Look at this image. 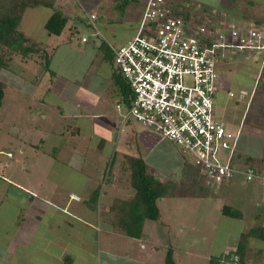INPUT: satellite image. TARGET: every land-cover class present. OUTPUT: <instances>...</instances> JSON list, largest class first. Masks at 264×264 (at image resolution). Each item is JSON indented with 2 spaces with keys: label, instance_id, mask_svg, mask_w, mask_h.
Listing matches in <instances>:
<instances>
[{
  "label": "rangeland",
  "instance_id": "rangeland-1",
  "mask_svg": "<svg viewBox=\"0 0 264 264\" xmlns=\"http://www.w3.org/2000/svg\"><path fill=\"white\" fill-rule=\"evenodd\" d=\"M123 0H55V6L53 8L45 6H37L27 8L23 15L22 21L19 25L21 31L30 38L31 42H35L40 45V53H33L27 57L22 56L17 52L10 51L8 48H2V57L7 62L6 68L0 69V80L5 85V100L0 105V229L1 233L17 227L18 224H23L28 219L29 210H25V201L28 192L24 187L19 186L22 184L30 188H37L32 184H36L39 176V172L35 171L31 165L44 164V161H49L55 164L58 158L59 161H74L67 163L70 165L67 169L63 170V165L56 163L55 166L50 169V176L58 175L62 173V177L58 178V181L65 187L66 195L69 194L70 188L75 189L70 181L76 184L81 189L85 186V189L90 192L98 187L97 182L100 181V177L105 176V169L107 168L108 156L114 150V146H110L108 140L112 136H115L118 124H120V112L116 108V95H111V92H115L116 83L114 82L113 73L110 75L109 61L103 60L101 57V51L98 56L90 55L89 53H82L84 60H79V50L86 51L87 43L82 41L83 36H87L90 40L99 42L100 40L110 44L126 43L134 34L138 28V21L141 17L142 11L147 0H134L125 8L124 13L120 12L118 5ZM168 3H172L175 7L189 6L191 21L201 24L202 19H213L218 22L232 23L240 22L239 25L259 26L264 31V0H167ZM54 9L61 10L64 14L69 16V21L66 28L61 35L48 34L44 24L53 12ZM95 13L97 15V28L99 35L93 36L92 33L96 31V28L89 25V16ZM87 22V23H86ZM203 23V22H202ZM74 30V35L71 32ZM91 35L93 37H91ZM72 37V40L69 38ZM49 42L47 44L46 42ZM61 43L60 47L59 44ZM78 44H82V47L78 50ZM54 45V46H52ZM57 45L60 48L58 53L65 52L67 59L60 60L57 54L52 59L55 60L54 64H50V70L59 69L64 76L57 73V77L52 81L44 78L45 67H43V61L49 57V52H55ZM48 47V49H47ZM261 52L260 55L251 56L249 59L243 57H237L236 59L229 60L224 64L220 75L222 80L220 81L219 89L216 95V106L218 110L219 118L227 123L228 128L231 130H237L241 123L243 131V145L245 148L252 150L255 155L253 156V164L260 169L262 162L264 161V87L260 93L262 97H259V93L252 99L250 106L248 107V99L244 101H238L237 97L229 96V91H232L237 95L239 90L245 89L249 92L252 90L255 77L260 76L264 79V56ZM89 57V58H88ZM95 59V60H94ZM85 63V64H84ZM87 67L90 73H100L105 77H109L106 84L99 82L97 78L92 77L90 82L87 83V91L91 88L94 95H103V99H99L96 111H100L107 117V125L104 123V118H96L95 116H89L84 118L81 126L82 131L80 137L74 135L75 123L80 125L79 120L74 117L61 119L60 110L56 105L59 98V93L62 91L66 93L69 91V85H65V82H70L71 76H79V80L82 79V70L79 69ZM49 71V70H48ZM52 71H50L51 73ZM69 77V78H68ZM46 88L44 87V85ZM34 85H37V89ZM116 85V86H115ZM27 87H30L34 92L28 93ZM50 88V89H49ZM46 89L50 91L46 92ZM84 87H78L77 97L83 95L85 92ZM71 92V91H69ZM97 93V94H95ZM71 94V93H70ZM45 98L47 103L43 104L44 113L47 116L53 115L54 121L47 123L49 126L56 124L69 123L70 132L63 134V139L66 140L67 145L61 142H57V138L54 137L55 142L52 144L59 150V155L56 158L51 152H42L45 150L41 145H35L39 143V139L43 137V133L40 130L35 129L32 133L33 142L31 140L25 141V134L28 132L27 127H31V123L39 127L37 120L30 119V116L25 115L27 109L28 112H39L37 107L38 99ZM89 99V98H87ZM63 100V99H59ZM32 102V103H30ZM46 102V101H45ZM43 103V101H42ZM31 105V110H29ZM53 105V106H52ZM37 107V109H36ZM248 107V112H246ZM36 109V110H35ZM40 111V112H41ZM58 121V123H57ZM46 122V121H41ZM41 126V125H40ZM131 126L139 131L137 134L130 127L124 126L122 135L119 142L122 139L128 140L130 145L121 144L126 152L132 154H138L137 149L141 150L143 157L149 163L157 178H177L179 177L183 157L180 153L178 145L155 135L146 130L144 126L137 122L131 123ZM36 127V128H38ZM60 125L56 129L59 130ZM108 128V129H107ZM116 129V130H115ZM56 130V131H58ZM55 131V130H54ZM64 131V129H63ZM127 131H131L129 134ZM102 133L105 136L107 142L102 151H97L92 148L88 151L91 142H89L91 136ZM21 135V136H20ZM26 134L27 137H30ZM74 135V136H73ZM20 136V137H19ZM42 136V137H41ZM99 136H95L93 147H100L102 142ZM60 137V136H59ZM112 139H115L112 138ZM52 141V140H51ZM114 141V140H113ZM112 141V142H113ZM24 144V145H23ZM33 144V145H32ZM51 144V145H52ZM139 144V146H138ZM50 149V143L47 145ZM101 146H104L103 144ZM119 146V145H118ZM108 147L109 152H108ZM24 148V153L22 152ZM76 148V149H75ZM38 150L37 152L35 151ZM41 150V152H40ZM82 151L89 152L91 159H87V155L84 156ZM97 153L99 156H97ZM118 153V152H117ZM49 154V155H48ZM246 154V153H245ZM41 163L37 161V158L41 159ZM44 157V158H43ZM122 157V153H119V159ZM87 160L98 162V169L100 168V174L96 176L85 177L80 181L81 177L79 173H75L71 179V173L74 170L83 169L79 168L80 164ZM57 161V162H59ZM192 163V162H191ZM79 166H77V165ZM76 166V168H75ZM93 166V164H92ZM92 166H84L85 169H92ZM66 167V166H65ZM191 177L194 178V182L191 183V188L195 192L188 193L187 186H182L179 195L164 196L156 200L157 207L161 213V218L153 220L154 225H150L145 231L146 237L140 240L127 239V243L120 241L119 236L117 244V254H122L120 264H132L131 262L124 260V253L133 250V246L128 244L149 245L151 241H155L156 244L163 248L162 253H156L153 251L157 258H162L166 255V250L171 247L175 250L177 264H212L210 261L211 255L218 254L221 249V243L224 241V237L228 232H235L240 236L243 230L248 229L250 226L259 227L260 223L254 220L253 215H249L247 212L251 210L250 204L254 202L253 198V184L255 179L246 180L244 175L235 174L233 177L225 181L227 183L236 185L229 191L225 189H219L221 195L226 197L227 200L222 201L220 197L213 193V188H217L216 184L210 183L209 180L198 172V168L193 165L191 168ZM264 169V166H263ZM37 170L47 171V168L39 167ZM264 172V170H262ZM98 172V171H97ZM96 172V173H97ZM171 173V174H170ZM102 175V176H101ZM14 181L16 183H14ZM101 187L106 186V181L101 180ZM39 185V184H37ZM221 185V184H220ZM123 187V191L116 197L132 200L130 198L135 193L129 184ZM219 187V186H218ZM206 189V190H205ZM206 191V193H204ZM89 192V193H90ZM231 193L236 194L231 199ZM240 199L238 201V199ZM210 200V207H205L206 202ZM81 201L79 203H82ZM263 202V201H262ZM261 203V201H259ZM224 204H232L235 208L243 210L247 216L245 218H232L230 216L223 215ZM258 212L264 217V203L261 207L257 205ZM207 212L209 213L207 215ZM19 213V214H18ZM95 218H92L93 223L96 224ZM258 221V220H257ZM92 223V221H90ZM151 222V221H150ZM168 225L172 227V231L168 230ZM150 233V236H148ZM20 236V235H17ZM125 239V238H124ZM250 239V238H249ZM239 237L235 241V246L238 244ZM152 244V243H151ZM233 245V246H234ZM145 247V246H144ZM4 248L0 247V254L4 253ZM3 252V253H1ZM264 255V249L263 253ZM5 255V254H3ZM143 256L140 255V258ZM155 259V257L153 256ZM91 264V259H89ZM229 263V262H227ZM229 264H237L235 262ZM252 264V263H249Z\"/></svg>",
  "mask_w": 264,
  "mask_h": 264
},
{
  "label": "built area",
  "instance_id": "built-area-1",
  "mask_svg": "<svg viewBox=\"0 0 264 264\" xmlns=\"http://www.w3.org/2000/svg\"><path fill=\"white\" fill-rule=\"evenodd\" d=\"M96 20L95 13L89 16L98 35ZM202 22L185 19L167 0H147L132 38L111 45L113 64L132 94L129 104L116 105L120 129L127 126L138 134L131 126L137 122L178 145L210 183L220 185L235 174L255 179L254 168L242 170L232 165L241 123L237 130H231L219 118L216 95L226 62L237 57L249 59L261 52L264 56V31L236 21ZM247 95L245 89L237 95L229 91L238 101Z\"/></svg>",
  "mask_w": 264,
  "mask_h": 264
},
{
  "label": "crops",
  "instance_id": "crops-1",
  "mask_svg": "<svg viewBox=\"0 0 264 264\" xmlns=\"http://www.w3.org/2000/svg\"><path fill=\"white\" fill-rule=\"evenodd\" d=\"M74 30L75 29L73 28L70 32L73 35H74ZM92 35L94 37L95 36L97 37V35H95L94 32L92 33ZM92 35L91 37H93ZM83 38H86V41H84ZM69 40H72V37H70ZM82 41L87 43L86 45L87 49L85 52L82 50H79V48L82 47V44H78V50H79L78 61L81 59L84 60V56L82 55V53H89L92 56L94 55V58L95 56H98V53H100L101 51L99 47L101 45L102 40H100L99 42H96L95 40H90L87 36H83ZM46 43L49 44L48 41ZM60 44L61 43L57 45H59L60 47L61 46ZM108 44L110 47L111 45H113L110 43ZM119 44H123V43H119ZM57 45L55 47H57ZM115 45H118V43ZM59 49L60 48L57 47V49L54 50L55 52L52 53V59L55 57L56 54H57V57H60V60L67 59L68 57L65 56L66 55L65 52H62L61 55L60 53H58V51H60ZM101 57L103 60H106L102 51H101ZM52 59L50 63L51 65L52 63L54 64V61H55V60L52 61ZM110 68H111L110 69V75H111L113 73L112 65H110ZM59 69L60 67L56 70L55 68L50 70V67H49V71L48 70L44 71L45 80L46 79L48 80V77H49L50 81H52L53 80L52 76H55L53 77L55 79L57 77V73H59L61 76H64L62 74V71L59 72ZM87 69H88L87 67H83L82 69H79L77 71L79 72L80 70H82L81 73H83V77L81 80H79V76L78 78L76 76L75 77L71 76V78L68 77L71 81L65 82L64 86L69 85L70 87L69 91L71 92L67 91L66 93H64L61 91L59 93V98L57 100L58 101L57 103H60V104H53V105H56L58 109L60 110V113H59L60 116L58 117L59 118L58 121H60L61 119L70 118V117H74L75 119L79 120L80 125H78V123H75V128H74V132H75L74 135H78L79 137L82 131L85 130V129H82V126H81L82 122L84 121V118L87 119L89 118V116H95L96 118L103 117L104 123L106 125L108 123L106 115H104L100 111L95 112L94 110V109H97L98 101L99 99H103L104 94L94 95L92 93L93 90H91V88L89 90L92 92L87 91V87H88L87 83L90 82V79L92 77H94V78H97L99 82H101L102 84L104 83L106 84V82L109 81L108 80L109 77H105L103 74H100L98 72L95 73V75L90 73V76H89L88 75L89 70L86 72ZM50 71L52 72L50 73ZM34 86L37 89V85H34ZM44 87L46 88L45 85ZM78 87H84L86 91L83 93L82 96L79 95L77 97ZM49 89H46V92L50 91ZM27 91L28 93H30V91L34 92V90L30 87H27ZM45 99L46 97L38 99L37 107L41 105L40 108H38L39 112H37L36 110L37 107L35 109L36 112L33 110L30 112H28L27 109L24 110L26 116L28 117L30 116V119L37 120L39 122L38 124L39 127L37 125L32 126L34 125V123L30 122L31 127L29 128L27 127L28 132L26 133V134L30 133L29 135L30 137H27L25 134L24 143L28 140H31L33 142V139H34L32 136L33 131L35 129L40 130V132L43 133V137L41 136L42 138L39 139V143H35V142L33 143L35 145L37 144L38 146L41 145L42 147H44L45 150H43L42 152L46 153L50 151L49 154L52 152L53 156L56 158V156L59 155V150L56 146H54V144H52L53 141L55 142L54 137L58 139L56 143L61 142L64 144L65 142V144L67 145L66 140L63 139L62 135L65 134V132L67 133L70 132V129L72 128L68 126L69 125L68 122H66L65 124H60L57 121L58 124H56V128L58 125L61 126L59 127V130L54 128V126H49L47 124V123H52V121H54V118H53V115L47 116V114L44 113V111H41L43 109V104L48 102ZM59 99H63V100H59ZM30 106L31 105H29V108H30L29 110H31ZM41 121H46V122H41ZM116 127H117V130L115 129L116 130L115 136H112L110 140H108V142L110 143V146L112 144H113L112 147L114 146V150L112 151L111 154H109L108 158H110V156L114 153L117 154V161L115 163L116 167L114 170V174L116 177H118L120 174L119 168L117 167L119 160H120L118 158L119 153L126 152L125 151L126 149L121 148L122 147L121 144H125L128 146L131 143L128 142V140L124 138L122 139L121 142H119L123 129L122 130L120 129L119 124ZM130 132L131 131H127L128 134ZM99 134H101L100 138L102 140V142L100 143V147L98 146L93 147L92 146L93 145L92 142L94 141L93 139H95V136H99ZM99 134L97 135L94 134V136H91L89 140V142L91 143L90 145L88 144L89 146L88 151L92 148H95L97 151L101 152L102 149L106 146L105 143L107 142V140L105 139V136H102L101 132ZM242 136H240L238 152L244 153V154L249 153V154L255 155V153L252 150L245 148V146L242 144L243 143ZM114 137L115 139H112ZM48 143H50V146H49L50 149L47 148ZM102 144L104 146H101ZM109 148L111 147H108V152H109ZM35 151L37 152L38 150L35 149ZM22 152L24 153V148ZM137 152H141V150L137 149ZM82 154L84 156L87 155L88 160L91 159V155L89 152L82 151ZM97 156H99L98 153H97ZM56 159L57 160L55 161V164L56 163L62 164L63 170L70 167V165L67 166V163L65 162H68V163L74 162V161H65V162L59 161V159H62V158H58V156ZM41 160H42V157L41 159L37 158V161L39 163H41ZM43 162L45 163L36 165V168H35V165L33 164L31 165V167H33L35 171L39 172V176L37 177V179H40V180H38L36 184H32L33 186H37L38 189L33 188V187L30 188L28 186L19 184V186L24 187L27 190L26 192H28L27 197L23 199L26 202L24 205L25 210L30 211L27 217L28 219L26 220L25 218L24 219L25 222L23 224L20 223L18 224L17 227H12V229H8L7 231L3 233H1V229H0V247L5 249L4 253L1 252L5 255L0 254V264H62L64 258L66 257H70L74 264H87V262L88 263L90 262L88 261L89 259H91V264H120L119 261L122 259L123 255L117 254L118 252L117 244H119L118 243L119 236L123 238L122 240L121 239L119 240L120 241L125 240L126 243L128 242L126 240L131 237H127L119 233L113 227V225L110 222V218H109V215L107 214V211H108V207L110 203L113 201L116 195L120 194V192L123 191L122 186L126 185L125 181H121L119 178H117L111 184L106 185L103 188V192L101 190L97 210L95 211V210H91L87 206V203H86V201L89 199L90 194L92 193L94 189L90 192V190L85 189V186L81 189L80 187L76 186L75 183L70 181L73 185H75V189L71 187L70 188L71 192H69V194L66 195L65 187L64 186L62 187L61 186L62 184L58 181V178L62 177L63 172H59V174L56 176L55 175L50 176V169L51 167L55 166V164L52 162H49L48 160L47 161L43 160ZM98 165L100 164L96 161H92L91 163L87 160H84L80 164V166L77 165L79 166V168L83 170L82 171L74 170V172L71 173L70 178L72 179L75 173L80 174V177H81L80 181L83 180V178L85 177L91 178L95 174L96 176H98L100 174L99 173L100 168L98 169ZM44 166L45 168H47V171L37 170L39 167L42 168ZM84 166H87V167L92 166V169H85ZM182 166H183V162H182ZM263 166H264V161L262 162V165L260 169L258 170L259 177L255 178L256 181L253 184V198L252 199L254 200V202L249 205L251 210L247 212L248 214L250 213L249 215L251 216L253 215L254 220H256L257 223H260V225H257L260 227H264V217L261 214V212H258L257 205L261 207L262 204L264 203V172L262 171L264 170ZM151 172L156 174L153 170ZM179 177H180V174H179ZM100 178H101L100 179L101 181V180H104L105 177H100ZM100 181H98L97 184L100 183ZM14 183L16 182L14 181ZM224 184L225 183H222L221 185L216 184L217 188H213L211 190H213V193L214 194L216 193L218 197L222 198L221 199L222 201L226 202L227 198L221 195V191L218 190V188L229 191L230 189L237 187V186L234 184L232 185V182L227 183L226 187ZM204 193H206V191ZM231 194H232L231 199L236 196V194L234 193H231ZM238 198L239 197H237L236 199ZM239 200L240 199H238V201ZM81 201H84V202L79 203ZM259 201H261V203H259ZM224 205H229V206L234 207L232 204H224ZM207 206L210 207V200L206 202L205 207ZM240 211L243 213L242 218H245V216H247L245 212L243 210H240ZM208 214L209 213L207 212V215ZM223 215L229 216V215H226L225 213H223ZM94 217H96L95 218L96 224H94L93 223L94 221L92 220V218ZM232 218H235V217H232ZM90 221H92V223ZM150 225H154L153 220L147 219L144 224V228H143L144 230H143L142 237L131 238V239L140 240L143 237H146L145 231L147 230V227L149 228ZM252 227H255V226H250L248 229L243 230L241 233L248 231ZM168 230L172 231V227H170L169 225H168ZM17 235H20V236H17ZM149 236H150V233H148L147 237ZM237 236L240 238L239 235ZM238 237H236L235 232H231V233L228 232L226 236L224 237V241L221 243V249L218 252V254H213L211 255V257L216 256V255L217 256L224 255V254H227L229 251L236 250L238 244L236 246L234 244H235V241L238 239ZM249 238L247 241V249L245 251V256H244L246 264H249V263L264 264V255L262 254L263 249H264V239L253 237V236ZM128 245L133 246V250H130L124 253L125 261L131 262L132 264H164L165 256L160 259V258H157L156 257L157 255H154L153 253V251H155L156 253H160V252L162 253V250H163V248H160V245L156 244L154 240L151 241L149 245H144V244L139 245V243L134 244V242L133 244H128ZM140 255L143 257L140 258ZM153 256L155 257V259L153 258ZM174 256L176 259L175 251H174ZM176 264H177V261H176Z\"/></svg>",
  "mask_w": 264,
  "mask_h": 264
},
{
  "label": "trees",
  "instance_id": "trees-1",
  "mask_svg": "<svg viewBox=\"0 0 264 264\" xmlns=\"http://www.w3.org/2000/svg\"><path fill=\"white\" fill-rule=\"evenodd\" d=\"M132 1L134 0H123L120 2L118 8L122 14ZM37 6L53 8L55 6V0H0V69L7 67V62L2 57L3 52H1V50L3 47L8 48L10 51L17 52L24 57L33 53H40V45L31 42L30 38L19 28L25 10L29 7L32 8ZM176 9L185 19L190 18L189 6H186L185 4L183 6L177 5ZM68 21L69 16L59 9H54L47 18L44 26L49 34L61 35L66 28ZM87 24L91 25L90 23ZM99 49L103 52L105 59L112 62V72L114 82L117 85H115L117 90L111 92V95H116L118 97L116 99V105L121 104L125 106L126 104H129L130 99H132V94L125 79L113 64V50H111L112 48L105 41H101ZM52 53L53 52H49V57L43 61V67H45L46 70H49ZM263 87L264 79L261 76L259 78L255 77L252 90L250 92L247 90L248 95L246 99L249 98L252 91H255L252 99L255 98L257 93H259V97H262L260 93L263 91ZM5 88V83L0 80V105H2L5 100ZM248 107L246 112H248ZM241 132L242 136L243 131L241 130ZM238 148L233 157L232 165L242 170H245L250 166L255 169L256 175L259 177V169L253 164V156H250L252 154L240 153L238 152ZM180 153L182 157L184 156L180 177L165 179L157 178L155 174L150 171L151 166L141 152L138 154H132L129 152L122 153V157L117 165L120 174L116 177L114 170L116 167L115 163L117 161V154L114 153L110 156L104 176L106 185L111 184L119 178L121 181H125L126 184H129L131 189L135 192L133 196L130 197L132 200L115 197L108 207L107 214L109 215L110 222L119 233L131 238L142 237L145 221L147 219L158 220L161 218V213L156 204L158 198L179 195L181 187L185 185L187 186L188 193L195 192L193 188H191V183L194 182L195 184L194 178L191 177V172L193 171L191 168L193 167V164L185 154L181 151ZM101 190L103 192V187H101L100 182L98 187L92 191L89 199L86 201L87 206L91 210H97ZM222 209L223 213L226 215L235 218L243 217V213L232 206L224 205ZM251 236L264 239V227H252L248 231L241 233L236 250L229 251L224 255L211 257V263L228 264L227 262H235L237 264H246L244 256L247 249L248 238ZM174 251L175 250L171 249V247L166 250L164 264H176ZM62 264L74 263L70 257H66Z\"/></svg>",
  "mask_w": 264,
  "mask_h": 264
}]
</instances>
